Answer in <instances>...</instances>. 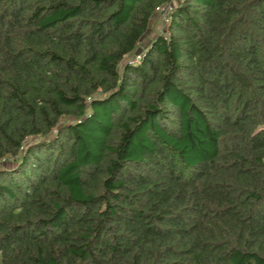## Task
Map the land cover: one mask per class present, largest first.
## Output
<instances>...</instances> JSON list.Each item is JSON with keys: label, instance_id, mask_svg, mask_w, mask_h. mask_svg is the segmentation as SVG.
I'll list each match as a JSON object with an SVG mask.
<instances>
[{"label": "trees", "instance_id": "1", "mask_svg": "<svg viewBox=\"0 0 264 264\" xmlns=\"http://www.w3.org/2000/svg\"><path fill=\"white\" fill-rule=\"evenodd\" d=\"M167 1L0 0V264H264V0Z\"/></svg>", "mask_w": 264, "mask_h": 264}, {"label": "rangeland", "instance_id": "2", "mask_svg": "<svg viewBox=\"0 0 264 264\" xmlns=\"http://www.w3.org/2000/svg\"><path fill=\"white\" fill-rule=\"evenodd\" d=\"M171 1L174 4L178 0H171ZM165 27H166L165 22L163 20H161L156 13L153 12V14L149 20V24L147 26V29H146L144 35L142 36L141 40L139 41L138 45L136 46L135 50L137 51L139 49V51H140L141 49L146 47L151 39H153L154 37H156V35L161 34L163 32ZM120 65H121V63H119V65H118V72L121 69ZM40 139H43V137L35 136V137H31L30 139L26 140V142H35V141H39ZM3 165L8 166L9 163H3Z\"/></svg>", "mask_w": 264, "mask_h": 264}, {"label": "built area", "instance_id": "3", "mask_svg": "<svg viewBox=\"0 0 264 264\" xmlns=\"http://www.w3.org/2000/svg\"><path fill=\"white\" fill-rule=\"evenodd\" d=\"M172 5H173L172 1H167L165 3L155 6L154 11H153L159 16L161 20L165 22L166 27L163 30V32L160 34L164 39L167 37V34H168L167 33V23L169 20V12L172 8ZM138 43L136 44V46L138 45ZM143 51H144V48L141 49L140 51L139 49L137 51L135 50V52L128 58V62L134 63V64H137L138 62H140L142 55H143Z\"/></svg>", "mask_w": 264, "mask_h": 264}]
</instances>
